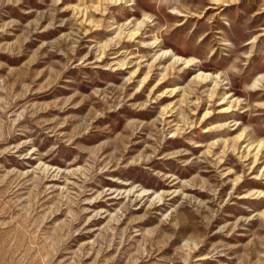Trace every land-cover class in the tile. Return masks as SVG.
<instances>
[{
	"label": "rangeland",
	"instance_id": "rangeland-1",
	"mask_svg": "<svg viewBox=\"0 0 264 264\" xmlns=\"http://www.w3.org/2000/svg\"><path fill=\"white\" fill-rule=\"evenodd\" d=\"M0 264H264V0H0Z\"/></svg>",
	"mask_w": 264,
	"mask_h": 264
}]
</instances>
